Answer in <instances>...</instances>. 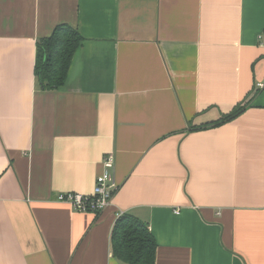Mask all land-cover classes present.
Masks as SVG:
<instances>
[{"label":"crops","instance_id":"0c3cea01","mask_svg":"<svg viewBox=\"0 0 264 264\" xmlns=\"http://www.w3.org/2000/svg\"><path fill=\"white\" fill-rule=\"evenodd\" d=\"M58 24L83 40L43 90L36 43ZM262 33L264 0H0V264H124L120 211L154 264H264ZM107 153L108 207L54 200L91 193Z\"/></svg>","mask_w":264,"mask_h":264},{"label":"trees","instance_id":"16d2710c","mask_svg":"<svg viewBox=\"0 0 264 264\" xmlns=\"http://www.w3.org/2000/svg\"><path fill=\"white\" fill-rule=\"evenodd\" d=\"M82 36L67 24H58L49 36L38 39L34 73L43 90H57L66 81L74 53ZM244 105L236 106L213 124L236 117ZM198 127H190L196 129ZM112 255L124 264H154L156 243L146 224L129 214L119 216L112 228Z\"/></svg>","mask_w":264,"mask_h":264},{"label":"built area","instance_id":"2783aa9c","mask_svg":"<svg viewBox=\"0 0 264 264\" xmlns=\"http://www.w3.org/2000/svg\"><path fill=\"white\" fill-rule=\"evenodd\" d=\"M259 43L264 47V33L258 35ZM256 91L264 90V80L257 81ZM114 157L107 153L102 158V170L96 176L92 192L89 194L76 192H58L54 200L68 204L77 212L100 213L108 207L117 190V184L113 176ZM123 213L118 212L117 217Z\"/></svg>","mask_w":264,"mask_h":264}]
</instances>
